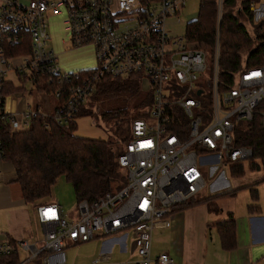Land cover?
<instances>
[{
    "label": "built area",
    "instance_id": "1",
    "mask_svg": "<svg viewBox=\"0 0 264 264\" xmlns=\"http://www.w3.org/2000/svg\"><path fill=\"white\" fill-rule=\"evenodd\" d=\"M185 1L0 0V136L3 126L24 129L42 113L38 105H18L16 90L6 91L11 83L18 92L24 90L14 86L11 75L28 82L27 91L36 98H48L60 92L47 94L39 81L72 73L62 71L49 45L51 16H62L71 47L93 49L95 63L88 77L68 88L64 107L50 109L55 121L71 118L102 79L136 76L150 98L148 116L131 123L130 138L117 159L125 175L123 186L95 201L77 202V211L68 217L56 202L37 206L40 245L18 240L17 249L25 255L16 264H65L67 245L116 231L131 233L134 264H151L152 232L170 226L172 206L204 188L212 165L223 169L252 158L250 149L234 144V129L239 120H250L258 105L264 106V64L238 70L232 86L221 90L218 34L207 57L185 40V29L182 35L167 31L169 23L181 20ZM216 1L219 17L222 2ZM249 2L253 22L264 20V0ZM14 46L24 53H12ZM260 115L264 129V110ZM2 154L0 137V160ZM12 251L8 240L0 242V256ZM154 259L174 264L165 252Z\"/></svg>",
    "mask_w": 264,
    "mask_h": 264
},
{
    "label": "trees",
    "instance_id": "2",
    "mask_svg": "<svg viewBox=\"0 0 264 264\" xmlns=\"http://www.w3.org/2000/svg\"><path fill=\"white\" fill-rule=\"evenodd\" d=\"M249 1L221 0L218 17L216 0H198L196 18L185 26V40L201 49L207 57L213 53L215 37L218 34L221 90L232 86V77L238 70L264 64V20L253 22ZM241 16L248 23L249 30L240 21ZM24 45L25 48L29 46L28 37L23 41ZM12 53L24 52L14 46ZM91 72V69H82L67 77H54L52 81L41 79V90L49 95H53L55 91L60 92L59 96L50 97L52 111L64 107L70 94L68 88L79 84ZM15 90L17 89L12 87V83L6 86L8 92ZM88 97L78 105L66 122L55 121L54 113H40L32 117L24 129L11 131L7 125L2 127V160L11 165L14 182L26 207L30 206L35 210L37 206L50 202L51 190L58 176L64 177L71 184L77 202L95 201L105 193L123 186L125 175L117 159L123 153L130 134L118 141L82 138L75 134L76 119L85 115L96 118L98 115L103 122L115 121L114 132L120 133L123 120L131 124L134 120L148 116L149 95L140 89L138 78L130 76L124 79L99 80ZM102 99L113 101L117 106L103 111L99 107ZM262 110L264 106L258 105L251 119L239 120L234 129V144L251 150L252 158L247 163L250 170L264 171V129L260 115ZM227 167L233 177H240L244 173L243 161L233 162ZM261 181H264V177L243 187L249 190L252 199L257 198L256 184ZM233 191L217 194L213 198L195 199V196L182 204L173 205L171 212L184 211L200 202L207 203L213 209L214 198L230 195ZM247 207L250 212L259 209L258 205L250 204ZM213 225L218 232L222 249H234L237 244L235 218L229 214L226 220L217 221ZM8 241L14 251L0 256V264H16L20 261L17 242L12 239Z\"/></svg>",
    "mask_w": 264,
    "mask_h": 264
},
{
    "label": "crops",
    "instance_id": "3",
    "mask_svg": "<svg viewBox=\"0 0 264 264\" xmlns=\"http://www.w3.org/2000/svg\"><path fill=\"white\" fill-rule=\"evenodd\" d=\"M59 19L63 24L61 33L54 29ZM48 25L53 36L52 39L50 37V47L57 54L62 71L78 72L94 67L93 49L90 46L71 47L61 15L49 17ZM14 180L11 165L1 159L0 242L8 239L17 242L23 239L29 244L39 246L42 235L35 210L23 204ZM244 181L246 182L237 185V191L254 183L252 178ZM236 190L228 197L234 198ZM215 195L217 194L198 192L195 199L213 198ZM227 198H214L213 209L207 203L200 202L184 211L171 212L170 226L157 228L152 232L151 264H157L154 258L162 252L167 253L174 260V264H264V194L261 195L256 212H250L247 203L236 208L219 202ZM229 214L235 218L237 244L234 249L225 251L219 243L218 232L213 223L226 220ZM39 229L40 232L36 234ZM24 255L22 252L21 256ZM135 259L132 235L127 231L96 235L85 243L65 247V264H134Z\"/></svg>",
    "mask_w": 264,
    "mask_h": 264
},
{
    "label": "rangeland",
    "instance_id": "4",
    "mask_svg": "<svg viewBox=\"0 0 264 264\" xmlns=\"http://www.w3.org/2000/svg\"><path fill=\"white\" fill-rule=\"evenodd\" d=\"M51 1V0H49ZM260 1V0H257ZM185 5L182 9V11L179 13L178 18L181 20L179 23H169L167 27V31L171 34H178L182 35L185 29V23L192 21L196 18L197 11H198V3L197 0H186ZM240 21L245 24L247 29L249 30L248 23L244 20V17L241 16ZM55 31L60 32L63 31V24L61 23L60 19L59 22L56 23L54 27ZM47 32L49 36L52 39L51 35V27L47 28ZM51 44V41L49 42V45ZM219 70V68H218ZM11 80H13L14 86L17 88L24 89L23 91L18 92L15 91L13 98L17 101V104L20 106H24L26 104H29L30 107H34V105H38L41 108L42 113L49 114L51 107V100L50 97H45L43 94H40L38 98L33 96V94L28 93L29 84L28 82L22 83L19 82L18 79L15 78V76L11 75ZM204 88H206L205 85H203ZM207 89V88H206ZM89 98V97H87ZM50 101V103H49ZM117 106V104L113 101H109L107 99H102V103L99 104L100 109H103V111L111 109V107ZM94 108V107H93ZM93 110V109H92ZM130 127L131 124L127 123L125 120L122 121V128L120 133H115V121L111 120L109 121H102L98 115H96V118L93 116L85 115L83 117L76 119V130L75 134L79 137H86L91 139H107L110 141H118L120 138L126 137V135L130 134ZM120 144V142H119ZM244 162V169L243 174L240 175V177H233L230 172L229 168H219L216 164L212 165V167L209 170V174L207 178L205 179L204 188L200 191V193H207L209 195L213 194H222L227 192L228 190H236L237 185H241L242 182H246L247 178H252V181H254L256 178H260L261 176H264V171L261 170H250L247 168L248 161L245 160ZM257 162V160H256ZM206 169V168H204ZM225 177V179H224ZM258 178V179H259ZM256 179V181H258ZM255 182V181H254ZM258 189V194L256 199H252L251 195L249 193V190L247 188H242L241 190H236L237 194L233 198L227 196H221L219 198H227L221 199L219 202L222 205L228 204L231 207L240 208L241 206L247 204H252L253 206H256L260 203L261 195L264 194V181L258 182L256 184ZM234 190V191H235ZM51 199L58 203L62 207V211L65 216H70L71 214H74L77 211V201L75 199L74 191H72L71 184H69L64 177L58 176L56 179L55 184L52 187L51 190ZM38 226V225H37ZM39 231H36L35 233L38 234ZM20 255L22 254L21 250L19 251ZM262 264V263H261Z\"/></svg>",
    "mask_w": 264,
    "mask_h": 264
}]
</instances>
